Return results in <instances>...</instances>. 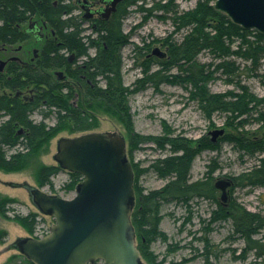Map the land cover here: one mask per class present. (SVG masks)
Listing matches in <instances>:
<instances>
[{
	"label": "trees",
	"instance_id": "16d2710c",
	"mask_svg": "<svg viewBox=\"0 0 264 264\" xmlns=\"http://www.w3.org/2000/svg\"><path fill=\"white\" fill-rule=\"evenodd\" d=\"M54 1L56 0H19V3H14L12 0H0L1 39L6 42L13 41L11 32L15 25L24 20L23 16L26 13L38 9L45 11L49 23L58 27V16L61 10L60 0L56 6H53ZM135 1L138 0H132L124 7L116 21L102 22L95 36L87 35L86 40L79 36L80 30L77 29V26L80 23L70 24L74 28L64 34L66 51L69 54L75 53L77 57L86 56L83 63L79 65V74L85 75V78L89 79L92 85L86 83L85 79L79 78L78 72H76L74 77L81 82L80 87L77 85L66 86L69 90L64 94V86L59 85L47 73L49 68L61 65L62 59L60 60L57 52H55V56H48L47 61L50 64L45 66V69L35 68L30 72H19L18 76L8 83L10 89L16 90L20 88V79L26 77L25 82L31 83L36 88V95L31 103L19 97L0 95V118H6L0 123V168L5 171L26 168L28 161L32 156L34 157L42 144L56 133L63 130L81 132L92 129L95 126L92 124V113L100 110L118 117L125 125L130 132V142L133 145L131 148L135 149L144 140L155 141L160 149L167 147L172 153L157 158L151 166V169L160 177H169L160 189L143 193L137 178L145 170L136 168L132 164L135 175V197L131 221L141 257L153 263L148 257V245L154 237L161 234L158 228L161 203L166 201L186 203L194 196H209L214 191L211 177L192 182L188 181V176L191 163L198 151L208 148L214 149L217 148V145L211 142L207 136L202 137L197 142L195 141L196 145H194L195 143L192 144V141L186 138L176 139L164 135L151 139L134 134L131 131L130 116L125 98L132 91H135L139 84L152 82L155 78L157 81L185 82L191 86V99L199 102L202 110L209 112L208 115L216 110L229 112L240 124L255 114L252 121L260 122L261 127H264V111L258 108L259 102L264 100V96L257 97L242 82L244 77H257L259 75L264 59V34L255 29L243 28L233 22L225 13L214 8V0H200L192 13L175 14L172 17L173 32L178 33L180 30L186 29L181 40L164 39L163 43L167 47L166 57L153 58L150 62L156 64L158 68L147 73L144 77L138 78L135 87L129 88L124 86L122 82V61L119 51L128 43L130 37L122 32L121 23L127 13V8ZM163 7L165 8L166 5L157 4L154 8H142L141 5L139 9L147 12L145 17ZM91 47L95 48V54L92 56L88 55V49ZM202 50L207 51L213 59L217 60L214 71L230 77L227 81L234 82L239 87V91L229 90L218 94L205 89L203 84L207 76L205 67L204 64H199L196 61ZM143 61H141V65H147ZM174 67L180 74H162ZM143 71L146 73L147 70L143 68ZM100 80H103V86L99 84ZM73 91L77 92L73 94ZM70 95H77V102L74 100L75 97L70 99ZM42 106L64 110L63 114L58 115L54 126L47 127L43 122L31 120L30 116L35 110H39L44 117L48 115V112L41 108ZM18 127L23 129L20 134L17 133ZM220 140L236 144L248 156L264 152L263 133L257 137L250 136V138L247 137V134H232L221 137ZM19 143L23 144V148L29 154L18 152L6 157L3 147L14 146ZM257 157L258 161L252 168L237 177H232L233 182L245 180L251 186L264 183V156ZM61 169L59 165H39L35 171L37 184L40 187H51V178ZM69 175L71 180L67 189L74 190L80 180V174L69 171ZM13 202L16 200L0 194V215L8 217L6 214L9 209L8 205ZM227 208L231 210L227 216L233 220L235 230L240 233L247 244V249L261 248L264 244L257 242L253 235L264 226V217L248 213L237 205ZM35 219L36 214L34 213L24 216L15 215L13 218L29 233L33 231ZM4 234L5 232L0 230V242L3 241L1 237ZM27 262L33 264L29 260Z\"/></svg>",
	"mask_w": 264,
	"mask_h": 264
},
{
	"label": "rangeland",
	"instance_id": "374dc122",
	"mask_svg": "<svg viewBox=\"0 0 264 264\" xmlns=\"http://www.w3.org/2000/svg\"><path fill=\"white\" fill-rule=\"evenodd\" d=\"M199 1L138 0L127 8L121 27L122 32L130 37L128 43L119 51L124 86L134 88L138 78L158 68L150 61L159 56L152 54L148 57V53L156 47L165 49L164 39L181 40L186 29L178 33L173 32L172 17L175 14L192 13ZM157 4H165L166 7L158 8L150 16L144 17L147 12L139 9L141 5L142 8H154ZM85 34L94 36L89 30ZM94 52L95 48L91 47L88 55H94ZM79 59L83 60V58ZM142 60L147 65L142 66ZM196 61L204 64L207 76L203 84L209 92L219 94L229 90L239 91V87L234 82L227 81L230 77L214 71L217 60L213 59L207 51L202 50ZM143 68L147 70L146 73ZM167 73L180 74L175 67L162 74ZM1 79L0 95L4 90L10 92L6 78L1 77ZM54 79L56 80L55 77ZM242 82L257 97L264 96V59L259 75L244 77ZM67 83L73 84L69 76L66 77L65 85L61 83L65 88L64 94L69 90L66 87ZM99 84L103 86V80H100ZM26 87L21 86V89L25 91ZM190 90L189 83L157 81L155 78L152 82L139 84L137 89L125 98L131 131L134 134L151 139L164 135L176 139L186 138L191 140L192 144L195 143L194 145L199 139L207 136L217 145L214 149L198 151L191 163L188 176V181L192 182L211 177L214 191L211 194L207 193L209 196H194L186 203L182 201L162 202L159 207L158 225L161 234L154 237L148 245V257L153 263L144 258L142 260L146 264H249L255 258V249H247V244L240 233L235 230L233 220L227 216L231 212L227 207L237 205L248 213L264 217V183L251 186L245 180L237 181V183L232 179L252 168L258 161L257 156H264V152L248 156L236 144L221 141L220 138L240 133L247 134L249 138L262 133L264 135V127H261L260 122L252 121L255 114L247 118V121L239 122L240 124L229 112L216 110L208 115L209 112L202 110L199 102L191 99ZM76 92L73 91V94ZM73 97L77 102L78 96L70 95V99ZM41 108L48 112L47 116L44 117L39 110H35L30 118L34 122H43L47 127L54 126L58 115L64 113L63 109L56 107L42 106ZM258 108L264 111V100L259 102ZM3 119V117L0 118V122ZM91 119L95 126L90 130L81 132L63 130L45 141L34 157L32 156L28 161L26 168L15 171H5L0 168V194L16 200L8 205L9 209L6 213L8 217L0 215V230L5 232L1 237L3 241L0 242V264H29L26 257L19 251L18 242L26 237L43 236L54 223L52 216L40 212L34 205L29 194V187L64 198H70L75 193V189H67L71 177L69 171L63 168L51 178V187H40L36 181L35 171L39 165H57L54 154L57 151V141L61 137H73L88 131H116L126 140L127 158L131 165L134 164L136 168L145 170L137 178L143 193L160 189L168 181L169 177L162 178L151 169L157 158L172 153L167 147L160 149L155 141L144 140L133 149L129 137L130 132L118 117L100 110L92 113ZM20 128L18 127L17 130ZM220 128L224 129V133L212 141L210 132ZM3 149L6 157H10L22 152L23 144L4 146ZM26 153L29 154L27 151ZM220 178L232 180L231 185L227 187L225 201L221 199V190L215 187V181ZM79 179L81 180V175ZM29 213L36 214L35 225L31 233L13 220L15 215L24 216ZM253 238L260 244H264V226L253 235ZM258 250L264 252V245ZM94 264H103V262L97 261Z\"/></svg>",
	"mask_w": 264,
	"mask_h": 264
},
{
	"label": "water",
	"instance_id": "95a60500",
	"mask_svg": "<svg viewBox=\"0 0 264 264\" xmlns=\"http://www.w3.org/2000/svg\"><path fill=\"white\" fill-rule=\"evenodd\" d=\"M118 1H111V10ZM213 5L243 28L264 34V0H214ZM158 52V47L153 49ZM21 132L22 128L17 133ZM223 133V128L211 131V140ZM54 158L82 179L70 198L29 187L34 205L52 216L54 223L43 237L19 241V251L33 264H146L131 221L134 173L124 136L116 131H88L61 137ZM231 183L228 178L215 181L223 201Z\"/></svg>",
	"mask_w": 264,
	"mask_h": 264
},
{
	"label": "flooded vegetation",
	"instance_id": "af4514ba",
	"mask_svg": "<svg viewBox=\"0 0 264 264\" xmlns=\"http://www.w3.org/2000/svg\"><path fill=\"white\" fill-rule=\"evenodd\" d=\"M12 1L14 3H19V0ZM111 1L112 0H60L59 5L61 10L58 16V27H54L49 23L47 19L48 16L42 9L41 11L38 9L34 12L26 13V15L23 16L24 20L15 25L11 32L13 41L6 42L0 37V80H2L1 77H5V81L8 85L9 82L13 81V79L18 76L19 72H30L35 68L45 69V66L50 64V62L47 61L48 56H55V52H57L60 60L62 59L61 65L47 70V73L52 78H56L58 81L57 83H63V85H65L66 77L69 76L72 78L73 84L67 83L66 85H77L80 87L81 82L74 77V74L78 72L79 78L82 80L85 79L86 83L92 85V82L86 79L85 75L79 74V65L83 63L86 56L77 57L75 53L69 54L64 47V34H66L68 30L74 28L70 24L80 23V25L77 26V29L80 30L79 36H82L85 40L87 36L85 33L87 30H89L90 33L93 32L95 36L102 22L116 21L124 7L132 0L118 1L114 10H111ZM57 3L58 0L54 1L53 6H56ZM160 45H163V43H160ZM159 50L160 52L158 53H153L152 50L151 53H148V57L152 54L159 56V58L166 57L167 47L163 50L159 48ZM161 52L164 53V55H161ZM79 58H83V60ZM57 72H60V74ZM25 81L26 77L25 79L21 78L20 88L12 90L8 86L10 92L4 90L1 95L19 97L29 103L33 102L36 95V88L33 87L31 83ZM21 86H27L25 91L21 89ZM17 91H21L22 93L16 95ZM254 137H257V135H254ZM254 249L255 258L250 264H264V252H259L257 248Z\"/></svg>",
	"mask_w": 264,
	"mask_h": 264
},
{
	"label": "bare ground",
	"instance_id": "6f19581e",
	"mask_svg": "<svg viewBox=\"0 0 264 264\" xmlns=\"http://www.w3.org/2000/svg\"><path fill=\"white\" fill-rule=\"evenodd\" d=\"M21 93H22V92H21ZM0 123H1V122H0ZM14 146H16V145H14ZM21 151H22L21 153H25L27 150L23 148V149H21ZM57 165H58V164H57ZM132 169H133V168H132ZM81 179H82V177H81ZM79 182H80V180L78 181V183H79ZM78 183H77V184H78Z\"/></svg>",
	"mask_w": 264,
	"mask_h": 264
}]
</instances>
